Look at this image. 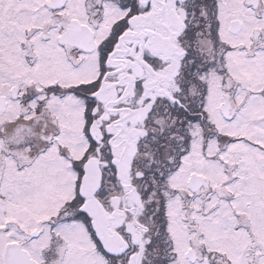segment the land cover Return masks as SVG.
Here are the masks:
<instances>
[{
	"label": "snow or ice",
	"instance_id": "obj_1",
	"mask_svg": "<svg viewBox=\"0 0 264 264\" xmlns=\"http://www.w3.org/2000/svg\"><path fill=\"white\" fill-rule=\"evenodd\" d=\"M0 264H264V0H0Z\"/></svg>",
	"mask_w": 264,
	"mask_h": 264
}]
</instances>
